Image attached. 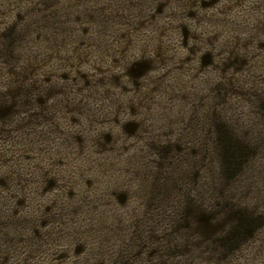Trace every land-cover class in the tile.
<instances>
[{"label": "rangeland", "instance_id": "rangeland-1", "mask_svg": "<svg viewBox=\"0 0 264 264\" xmlns=\"http://www.w3.org/2000/svg\"><path fill=\"white\" fill-rule=\"evenodd\" d=\"M0 264H264V0H0Z\"/></svg>", "mask_w": 264, "mask_h": 264}, {"label": "trees", "instance_id": "trees-1", "mask_svg": "<svg viewBox=\"0 0 264 264\" xmlns=\"http://www.w3.org/2000/svg\"><path fill=\"white\" fill-rule=\"evenodd\" d=\"M141 73H139V75H140Z\"/></svg>", "mask_w": 264, "mask_h": 264}]
</instances>
